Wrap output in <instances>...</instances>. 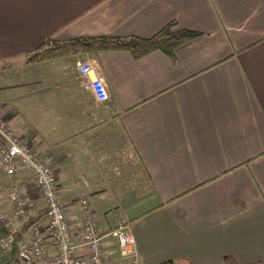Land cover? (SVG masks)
Masks as SVG:
<instances>
[{
	"label": "crops",
	"instance_id": "crops-1",
	"mask_svg": "<svg viewBox=\"0 0 264 264\" xmlns=\"http://www.w3.org/2000/svg\"><path fill=\"white\" fill-rule=\"evenodd\" d=\"M172 20L204 33L175 61L161 51L27 61L52 33L150 37ZM86 62L106 101L80 76ZM0 117L55 171L76 242L77 198L88 193L101 232L129 222L137 264H264V0H0ZM18 174L33 215L45 213L35 179ZM5 213L23 233L8 204Z\"/></svg>",
	"mask_w": 264,
	"mask_h": 264
},
{
	"label": "built area",
	"instance_id": "built-area-1",
	"mask_svg": "<svg viewBox=\"0 0 264 264\" xmlns=\"http://www.w3.org/2000/svg\"><path fill=\"white\" fill-rule=\"evenodd\" d=\"M79 74L86 79L87 86L99 101L109 97L107 86L100 77L97 65L86 62L79 67ZM23 169L32 176L46 202L43 215L51 232V238L57 249L54 258H49V247L40 219H35L33 208L36 203L25 199L17 175ZM5 177V184L0 188V221L9 229L10 234L0 239V251L12 252L15 256L10 264H106L104 237L110 236L117 242L119 254L124 258H132L136 263V240L132 235L128 221L120 220L118 224L103 234L98 229L94 217L90 196L83 193L77 202L83 210L81 240L76 242L67 221L65 211L60 203V191L56 173L42 158L35 155L32 149L17 136L0 117V181ZM9 205L25 231L18 234L9 217L5 213ZM85 248V256H78L77 250Z\"/></svg>",
	"mask_w": 264,
	"mask_h": 264
},
{
	"label": "trees",
	"instance_id": "trees-1",
	"mask_svg": "<svg viewBox=\"0 0 264 264\" xmlns=\"http://www.w3.org/2000/svg\"><path fill=\"white\" fill-rule=\"evenodd\" d=\"M204 33L198 30L182 28L176 20L168 22L157 33L150 37L138 35L129 36H80L69 40L60 41L54 37V33L47 36L46 40L35 51L28 55L29 63H39L59 57L77 54L93 53L101 51H126L136 60L142 59L152 52L161 51L172 61L176 60V51L182 45L201 38ZM10 234L9 229L0 221V239ZM14 248L6 258V261L15 255ZM225 264H263L262 261L240 263L232 255L224 257ZM1 264V263H0ZM160 264H193L188 258L181 257L177 260H167Z\"/></svg>",
	"mask_w": 264,
	"mask_h": 264
},
{
	"label": "rangeland",
	"instance_id": "rangeland-1",
	"mask_svg": "<svg viewBox=\"0 0 264 264\" xmlns=\"http://www.w3.org/2000/svg\"><path fill=\"white\" fill-rule=\"evenodd\" d=\"M26 143V142H25ZM27 144V143H26ZM28 145V144H27ZM29 146V145H28ZM30 148H31V146H29ZM32 149V148H31ZM33 151V150H32ZM51 167V166H50ZM20 171V170H19ZM19 175V174H18ZM18 175H17V178H18ZM27 180H29V179H27ZM22 195H23V197L25 198V199H29L30 200V197L29 196H26L25 195V193H23L22 192ZM32 200V199H31ZM78 203V202H77ZM43 215H44V212H42L41 214H40V216H35L34 215V217H35V219H37V220H39L40 219V224L43 226L45 223H46V221H45V219L43 218ZM110 219H112V218H116V217H118L117 215H116V213L114 212V211H111V213H110ZM118 224V223H117ZM14 225H16V223L14 224ZM98 225V224H97ZM116 225V223H114V225L112 224V225H110L109 226V230L110 229H112V228H114V226ZM98 229H99V226H98ZM100 230V229H99ZM103 233V232H102ZM107 232H105V233H103V234H106ZM107 240V239H106ZM9 251H5V252H1L0 251V263L1 264H10V259L8 260V261H6V258H8L9 257ZM105 254H106V256H105V259H106V261L107 260H109L110 261V264H137V262L135 263L134 262V259H132V258H124V257H122L120 254H119V251H118V246H117V243H116V241L115 242H113L112 244H111V246H110V248L109 249H107V247H105Z\"/></svg>",
	"mask_w": 264,
	"mask_h": 264
}]
</instances>
